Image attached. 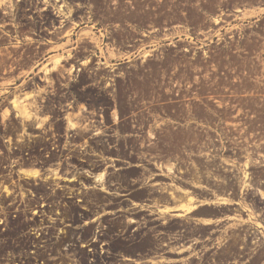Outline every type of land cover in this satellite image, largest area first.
<instances>
[{
	"label": "rangeland",
	"instance_id": "1",
	"mask_svg": "<svg viewBox=\"0 0 264 264\" xmlns=\"http://www.w3.org/2000/svg\"><path fill=\"white\" fill-rule=\"evenodd\" d=\"M75 8L74 38L107 49L102 61L108 69L131 73L127 78L108 77L105 91L107 101L116 104L124 119L120 133L125 150L119 155L124 162L117 167L143 164L151 168L156 162L160 170L153 172L171 177L151 180L147 170L122 169L123 180L137 178L145 191L156 181L181 186L179 177L187 173L198 188L184 195L171 186L173 201H157V206L163 205L159 210L144 206L137 215L130 213L140 206L122 213L107 207L90 215L93 219L109 211L95 221H43L38 243L30 236L35 225L29 222L27 245L57 248L59 253L7 254L0 248V264L18 262L20 256L31 261L36 255L45 262L57 255L61 258L54 262L84 264L101 255H88L86 250L100 246L127 248L122 255L138 261L158 260L167 256L157 250L165 244L177 251L181 248V241L170 243L166 238L180 237L185 229L190 237L201 239L213 229L224 230L217 233L223 239L231 233V227L196 229L191 217L207 223V219L240 213L232 210L231 201L251 203L255 209L251 213L264 212V203H259L264 201V0H75ZM63 10L67 12L66 7ZM144 34L151 35V44L138 55L114 49L118 41ZM120 62L124 64L117 66ZM151 88L154 110L149 108ZM136 102L138 108L133 107ZM132 111L136 116H131ZM149 111L155 113L153 119ZM132 119L136 128L131 130ZM126 134L140 137L131 140ZM203 186L216 189L217 195L206 194ZM92 191L98 196L97 189ZM63 209L66 218L90 214L71 205ZM11 228L5 236L17 239L19 224L12 223ZM183 256L171 255L173 259Z\"/></svg>",
	"mask_w": 264,
	"mask_h": 264
},
{
	"label": "flooded vegetation",
	"instance_id": "2",
	"mask_svg": "<svg viewBox=\"0 0 264 264\" xmlns=\"http://www.w3.org/2000/svg\"><path fill=\"white\" fill-rule=\"evenodd\" d=\"M65 7L67 12L63 10ZM84 7L89 8L86 4ZM75 17V0H0V248L7 254H38L46 250L59 253L57 248L44 250L42 245H27L29 222L35 225L30 236L38 243L42 242L43 221L53 224L75 218L95 221L109 211L93 219L90 215L105 212L107 207L113 209L112 213H122L140 206V210L130 213L137 215L145 210L144 206L158 209L163 205L157 206V201H173L176 197L168 190L171 186L184 195L198 188L187 173L179 177L181 186L156 181L145 191L137 178L123 180L122 169L136 173L147 170L151 180L171 177L153 172L160 170L156 162L151 163V168L143 164L117 167L124 162L119 158L125 150L124 135L120 133L124 119L116 104L107 101L105 91L108 77L127 78L131 73L108 69L102 61L107 49L75 39ZM150 37L144 34L143 38L120 40L114 49L121 54L138 55L139 50L151 44ZM149 94L152 99L149 108L154 110L153 88ZM183 97L184 101L189 100ZM138 106V102L133 103L134 108ZM148 114L154 118L153 111ZM131 116H136L134 111ZM134 121L131 130L136 128ZM126 136L131 140L140 137ZM131 154L129 151L128 155ZM90 182L102 183L96 186ZM203 187L208 195L218 193L216 189ZM94 189L98 190V196ZM70 205L90 214L66 218L63 208ZM125 205L130 207L124 209ZM229 206L240 213L207 219V223L200 222L203 218L191 217L196 229L231 227L226 239L217 235L224 232L219 228L211 230L204 239L190 237L185 229L180 237L166 238L170 243L181 241V248L177 251L165 244L157 250L167 256L158 260L138 261L122 255L127 248L100 246L86 252L103 256L91 257L84 264H264V212L251 213L255 209L246 201H231ZM12 223L19 224L17 239L5 236ZM174 253L185 256L173 259ZM60 258L55 255L45 262L39 255L31 256V261L20 256L18 262L3 264H78L53 261Z\"/></svg>",
	"mask_w": 264,
	"mask_h": 264
},
{
	"label": "bare ground",
	"instance_id": "3",
	"mask_svg": "<svg viewBox=\"0 0 264 264\" xmlns=\"http://www.w3.org/2000/svg\"><path fill=\"white\" fill-rule=\"evenodd\" d=\"M57 62H59V60H57ZM101 178H103V175L101 176ZM263 197H264V194H263ZM191 210H188V212H190Z\"/></svg>",
	"mask_w": 264,
	"mask_h": 264
}]
</instances>
